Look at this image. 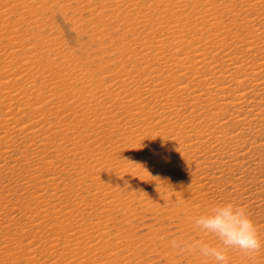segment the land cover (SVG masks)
I'll list each match as a JSON object with an SVG mask.
<instances>
[{
	"label": "bare ground",
	"instance_id": "bare-ground-1",
	"mask_svg": "<svg viewBox=\"0 0 264 264\" xmlns=\"http://www.w3.org/2000/svg\"><path fill=\"white\" fill-rule=\"evenodd\" d=\"M226 202L264 240V0H0V264H163Z\"/></svg>",
	"mask_w": 264,
	"mask_h": 264
},
{
	"label": "clouds",
	"instance_id": "clouds-1",
	"mask_svg": "<svg viewBox=\"0 0 264 264\" xmlns=\"http://www.w3.org/2000/svg\"><path fill=\"white\" fill-rule=\"evenodd\" d=\"M191 224L201 233L214 236L218 243L177 234L169 240V247L181 255H198L204 264L209 260L212 264H229L230 250L254 257L264 248V240L243 205L217 204L207 213L191 218Z\"/></svg>",
	"mask_w": 264,
	"mask_h": 264
},
{
	"label": "rangeland",
	"instance_id": "rangeland-1",
	"mask_svg": "<svg viewBox=\"0 0 264 264\" xmlns=\"http://www.w3.org/2000/svg\"><path fill=\"white\" fill-rule=\"evenodd\" d=\"M54 20L58 24L59 29L61 30L62 40L64 41V43L66 41L65 44H67L69 47H75L78 44L77 41H76L77 38H78V36H77V33L75 32V30L71 27L72 25H71L70 21L67 20V18L65 19L63 16L58 15V14L54 18ZM85 40H87V38H85ZM86 44H90V43L87 42ZM152 219H153L152 215L151 216L149 215V217L147 216L145 218H140L139 217L137 219H134L132 226L133 227H139V226H141V227H147V225H146L147 222L151 221ZM143 222H145V225L142 224ZM158 223H159L160 226L163 225V226H161V227H163L162 229H164V228L165 229H168V228L173 229L171 227H174L173 226V223L170 220H168V219H163L162 221H160ZM137 225H139V226H137ZM169 240H168V242H169ZM163 247H164V249H163ZM157 249L158 250L155 249L156 251L154 250L155 251L154 253H155V255L157 254V259L158 260H161V262H163V264H187L186 260H188L187 258H189L188 256H190V255H181V254H178L174 250H169V249L166 248V245L165 244H161V243H159L157 245ZM165 250L167 252H168V250H169V252L173 251V253H170L169 254V252L167 253V252H165ZM166 254H168V256H166ZM171 255L172 256L174 255L175 256V259H171V258H173ZM167 258H169V259H167Z\"/></svg>",
	"mask_w": 264,
	"mask_h": 264
}]
</instances>
